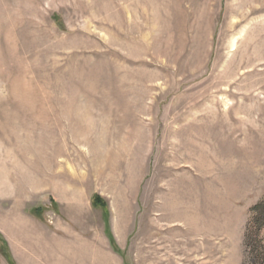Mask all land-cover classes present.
Wrapping results in <instances>:
<instances>
[{"label": "rangeland", "instance_id": "obj_1", "mask_svg": "<svg viewBox=\"0 0 264 264\" xmlns=\"http://www.w3.org/2000/svg\"><path fill=\"white\" fill-rule=\"evenodd\" d=\"M263 203L264 0H0V264H264Z\"/></svg>", "mask_w": 264, "mask_h": 264}, {"label": "crops", "instance_id": "obj_2", "mask_svg": "<svg viewBox=\"0 0 264 264\" xmlns=\"http://www.w3.org/2000/svg\"><path fill=\"white\" fill-rule=\"evenodd\" d=\"M31 238H33L32 236H29L27 239H26V241L28 242V241H31ZM31 247V250H32V248H33V244H26V248H30ZM41 247H43V249H46V248H49V244L48 245H46L45 244V242H44V239H43V242L41 241ZM43 257H44V255H43ZM29 259H31L32 260V262H31V264H34V261H33V254H29V255H27V260H29ZM42 264H45V263H42Z\"/></svg>", "mask_w": 264, "mask_h": 264}, {"label": "trees", "instance_id": "obj_3", "mask_svg": "<svg viewBox=\"0 0 264 264\" xmlns=\"http://www.w3.org/2000/svg\"><path fill=\"white\" fill-rule=\"evenodd\" d=\"M262 211L264 213V208H262ZM255 224H258V229H261L264 226V214H259L258 216H255Z\"/></svg>", "mask_w": 264, "mask_h": 264}]
</instances>
